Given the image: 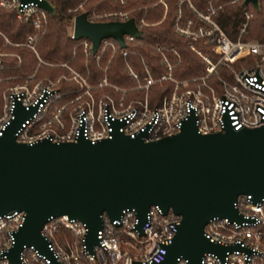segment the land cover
I'll use <instances>...</instances> for the list:
<instances>
[{"label": "built area", "instance_id": "2783aa9c", "mask_svg": "<svg viewBox=\"0 0 264 264\" xmlns=\"http://www.w3.org/2000/svg\"><path fill=\"white\" fill-rule=\"evenodd\" d=\"M40 1L0 0V6L12 8L19 19L32 22L36 32L28 35L29 41L40 38L48 26L51 13L41 6ZM239 1L243 5L244 0L230 2ZM259 3L261 8V0ZM83 5L81 3L75 11ZM243 6L244 19L237 39L232 38L213 18L223 4L216 6L211 2L208 13L200 12L201 21L191 37L193 40L205 39L219 55L215 58L212 52L192 44V48L205 63L203 74L178 77L174 73V61L169 55L163 54L164 69L157 75L152 68L146 67L142 76L128 65L131 78L139 82L131 87H122L110 81L107 62L102 65L106 74L97 82H90L86 76L73 69L78 83L68 90L56 87L54 82L13 85L7 89L0 106V135L15 117L18 103L26 109L36 107L16 132L19 141L29 143L50 138L65 144L77 141L81 135L95 142L113 137L117 130L131 137L143 134V138L150 141L178 133L191 115L196 117L198 131L201 133L224 130L228 123L236 129L264 125V41L243 39L254 17V9H257L251 2ZM115 13H109L113 17L110 19L129 18L128 15L118 18ZM98 15L94 11L89 17L97 20ZM192 22L189 21L190 24ZM139 25L141 27V23ZM137 39L126 35L127 43ZM84 42L86 53L93 54L99 61L108 48L115 51L120 49L124 56L129 54L128 48L121 47L114 38L103 39L96 53L93 52L90 39L85 38ZM250 54L257 57L249 65L233 70L231 78L220 74L222 63H233ZM177 56L180 57L178 52ZM164 82L173 84L171 91L163 95L157 104H151V87ZM132 89H140L143 94L129 95ZM234 204L243 219L238 221L228 216H215L206 224L205 234L212 242L237 247L228 250L224 257L207 252L202 264H264V198L255 201L252 194H241ZM103 217L102 228L97 233L99 243L95 244L92 251L86 241L88 225L85 221L68 214L51 216L41 232L52 254L42 252L34 244H25L20 253V264L160 262L181 220V215L172 208L164 213L159 204L150 207L141 227L135 207L124 209L120 218L111 219L106 212ZM25 219L24 210L0 215L1 263L11 264L9 251L15 243V233ZM175 264L190 263L187 258L180 256Z\"/></svg>", "mask_w": 264, "mask_h": 264}, {"label": "water", "instance_id": "95a60500", "mask_svg": "<svg viewBox=\"0 0 264 264\" xmlns=\"http://www.w3.org/2000/svg\"><path fill=\"white\" fill-rule=\"evenodd\" d=\"M250 2L260 9L259 0H244L243 5ZM40 4L56 13L49 0ZM126 35L142 37L135 17L93 20L88 11L75 15L73 38L90 39L94 53L105 38L127 47ZM35 110L18 103L15 117L0 135V215L26 211L9 251L11 264H20L25 244L52 254L41 232L51 216L68 214L85 221L87 245L93 251L105 212L116 219L135 207L141 227L153 204L164 213L172 208L181 220L164 259L141 264H175L180 256L202 264L207 252L224 257L237 247L206 236L210 219L241 221L234 204L239 195L264 198V125L236 129L228 123L224 130L201 133L191 115L178 133L150 141L143 134L131 137L118 130L95 142L83 135L65 144L50 138L19 141L16 132Z\"/></svg>", "mask_w": 264, "mask_h": 264}, {"label": "trees", "instance_id": "16d2710c", "mask_svg": "<svg viewBox=\"0 0 264 264\" xmlns=\"http://www.w3.org/2000/svg\"><path fill=\"white\" fill-rule=\"evenodd\" d=\"M56 5V13L49 14L48 26L38 43V52L44 62H40L37 55L25 47L8 46V49L16 50L22 55V60L12 57L9 59L11 67L0 70L3 87L8 84L23 80L37 69V76L50 75L57 77L65 67L57 65L51 67L45 62L62 63L68 62L86 74L92 82H97L105 73L99 68L95 56L87 54L82 44L84 38L75 39L68 32L72 25L73 17L82 12L88 11L91 15L94 11L99 13H110L124 11L129 17H135L139 23L142 19V37L135 41L128 42L129 54L124 56L119 49L115 52L107 72L108 78L113 83L124 87L135 85L131 78L127 63L133 65L143 76L146 67L153 69L157 75L163 71L162 58L148 44L164 45L174 48L180 57L170 52L171 59L175 63L174 73L178 77H189L200 75L205 72V63L198 53L192 49V44L208 48L204 39L193 40L179 34L174 28V18L177 15L180 0H166L168 12L163 16L165 6L159 0H52ZM231 0H213L216 5H222L213 18L224 28V30L234 39L239 36L240 27L244 19L245 8L241 1L231 3ZM193 4L200 10L208 12L211 0H192ZM81 3L84 8L75 11ZM261 8L254 9V17L250 20L248 31L243 35V39H255L264 41V0H261ZM182 7L184 15L195 17V12L189 7L186 0H183ZM104 19V18H103ZM156 24H152L155 23ZM0 28L14 42L23 41L34 32L35 28L31 21L19 19L16 11L12 8L0 6ZM2 42L0 41V44ZM218 56L216 55V58ZM257 57L254 54L237 59L233 63H222L219 72L222 76L231 78L233 70L244 65H249ZM215 80V78H213ZM77 84L63 85L62 89L68 90L76 87ZM2 87V88H3ZM173 87L170 82L156 83L150 89L151 104H157L163 95L169 93ZM61 89V88H60ZM135 94V93H134ZM0 264H3L0 262Z\"/></svg>", "mask_w": 264, "mask_h": 264}, {"label": "rangeland", "instance_id": "374dc122", "mask_svg": "<svg viewBox=\"0 0 264 264\" xmlns=\"http://www.w3.org/2000/svg\"><path fill=\"white\" fill-rule=\"evenodd\" d=\"M187 1V4L189 5L190 8H192L195 12V17H187L184 15V9L182 7V2L183 0H180V3H179V8H178V12H177V15L176 17L174 18V28L175 30L185 36V37H188V38H192L191 35H192V32H194L198 26V24L200 23L201 21V16H200V12L202 13H208V12H204L200 9H198L192 2V0H186ZM213 0H211L212 2ZM159 2H162L165 6V9L163 11V16L165 17L167 12H168V4L166 2V0H159ZM210 2V3H211ZM80 6V5H79ZM84 8V5L82 7H80V9H83ZM209 11V9H208ZM128 12H124V11H118L116 15L118 18H121V17H124L127 14ZM98 17H97V20L99 19H104L107 20V19H110V18H113L111 17V15H109V13L107 12H104V13H99L97 12ZM189 21H193L191 24L189 23ZM139 22V21H138ZM145 23V21L142 19L141 21V27L142 25ZM157 22L155 23H152V24H156ZM190 25V26H189ZM73 29H74V19H72V25L69 26L68 28V32L69 34L71 35L72 37V34H73ZM185 31H188V32H185ZM36 30H34V32L30 33V34H33L35 33ZM42 35V34H41ZM40 35V37H41ZM41 38H38L36 40H33V41H29L28 39V36L26 37V39H24L23 41H19V42H14L12 41V39H10L8 37V35L0 28V41L2 42L0 44V70L4 69V68H9L11 67V64L8 62L10 58L12 57H15L17 58L19 61L22 60V55L16 51V50H12V49H8V46H17V47H25L29 50H31L32 52H34L37 57L39 58L40 62H44L42 60V58H40V55H39V52H38V43L40 41ZM85 39V38H84ZM193 39V38H192ZM203 39V38H202ZM205 40V39H204ZM250 40H254V39H250ZM206 42V40H205ZM208 44V48H203L201 46H197L199 48H203L204 50L206 51H209V52H212V54L214 55V57L216 58V55L219 57V55L214 52L212 50V47L211 45L206 42ZM82 44L84 45V48H85V42L84 40L82 41ZM148 46L150 48H152L154 51H156L157 53H159L161 55V58L163 56V54H166V55H169L170 56V52L174 53V55L176 56L177 55V52L174 48H168L167 46H164V45H158V44H148ZM193 49V48H192ZM119 50V49H118ZM117 51V50H116ZM113 48H108L107 51L103 54V56L101 57V60L99 61L97 58H95L99 68L106 74V71L102 69V65H105V62H107V66H108V70H109V67L111 65V62L114 58V55H115V52H116ZM199 55V54H198ZM171 57V56H170ZM200 57V56H199ZM217 57V58H218ZM201 58V57H200ZM47 63L48 65H50L51 67L53 66H57V65H62L63 67H65V71H63L60 75H58L57 77H53V76H50V75H43V76H37L36 73H37V69L35 70V72L33 73H29L27 74L23 80L21 81H18V82H15V83H11V84H8L7 86L3 87L1 86L2 84V78H0V106L3 104L4 102V96H5V93L7 92V89L10 87V86H13V85H19V84H25V83H29V84H33L35 82H44V83H49V82H54L55 83V86L56 87H59L62 89L63 85H70V84H77L78 81L77 79L74 77L75 76V72L73 71V69H75L76 71H78L82 76H86L88 78V80L90 82H92V80L86 75L84 74L82 71H80L79 69H77L75 66L71 65L70 63L68 62H62V63H52V62H45ZM128 65L129 63H127V68H128ZM131 65V64H130ZM135 71L139 72L133 65H131ZM108 72V71H107ZM104 74V75H105ZM145 74V73H144ZM103 75V76H104ZM102 76V77H103ZM79 79L81 80L82 78L79 76ZM100 79V78H99ZM133 79V78H132ZM135 81V85H137L139 82L134 80ZM119 85V84H118ZM134 85V86H135ZM121 86V85H120ZM3 87V88H2ZM124 87V86H122ZM64 90V89H62ZM106 90H110L109 88H107ZM136 96H141L143 94L142 90L140 89H132L130 90V93L129 95L131 94H134ZM129 98V96H128Z\"/></svg>", "mask_w": 264, "mask_h": 264}]
</instances>
